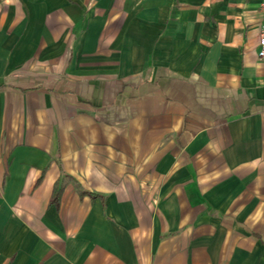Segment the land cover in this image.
I'll return each instance as SVG.
<instances>
[{
  "label": "crops",
  "instance_id": "crops-1",
  "mask_svg": "<svg viewBox=\"0 0 264 264\" xmlns=\"http://www.w3.org/2000/svg\"><path fill=\"white\" fill-rule=\"evenodd\" d=\"M260 4L0 0V264H264Z\"/></svg>",
  "mask_w": 264,
  "mask_h": 264
},
{
  "label": "built area",
  "instance_id": "built-area-1",
  "mask_svg": "<svg viewBox=\"0 0 264 264\" xmlns=\"http://www.w3.org/2000/svg\"><path fill=\"white\" fill-rule=\"evenodd\" d=\"M261 23L259 26V39H258V53L257 58L260 62L264 63V0L260 4Z\"/></svg>",
  "mask_w": 264,
  "mask_h": 264
},
{
  "label": "trees",
  "instance_id": "trees-1",
  "mask_svg": "<svg viewBox=\"0 0 264 264\" xmlns=\"http://www.w3.org/2000/svg\"><path fill=\"white\" fill-rule=\"evenodd\" d=\"M62 194V188L60 185H56L54 193H53V199L52 202L56 205H59L60 199Z\"/></svg>",
  "mask_w": 264,
  "mask_h": 264
}]
</instances>
